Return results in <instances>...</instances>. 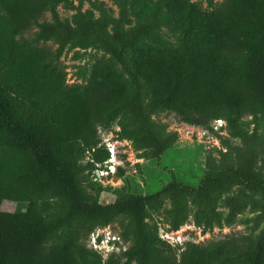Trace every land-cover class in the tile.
I'll return each mask as SVG.
<instances>
[{"label": "trees", "instance_id": "obj_1", "mask_svg": "<svg viewBox=\"0 0 264 264\" xmlns=\"http://www.w3.org/2000/svg\"><path fill=\"white\" fill-rule=\"evenodd\" d=\"M77 1L0 0V264H264V227L257 237L187 243L177 254L179 247L159 237L157 222L147 221L163 197L172 229L190 219L206 232L248 208L260 212L257 222L264 217L257 122L264 116V0H204L205 7L194 0H111L118 17L104 0ZM59 4L74 11L70 18H60ZM47 12L52 20L40 22ZM33 27L34 36L23 37ZM48 41L56 48L39 45ZM74 48L109 55L85 83L66 82L60 57ZM165 110L214 135L225 129L242 145L222 139L225 150L206 156L195 184L172 178L143 194L120 167L121 187L91 180L109 155L98 145L104 131L160 159L178 137L151 119ZM244 116L254 120L251 132ZM216 119L225 121L219 130ZM100 186L116 191L111 201L91 192ZM235 186L224 197L223 217L219 199ZM4 200L25 207L5 211ZM119 216V235L129 244L103 258L86 239Z\"/></svg>", "mask_w": 264, "mask_h": 264}, {"label": "rangeland", "instance_id": "obj_2", "mask_svg": "<svg viewBox=\"0 0 264 264\" xmlns=\"http://www.w3.org/2000/svg\"><path fill=\"white\" fill-rule=\"evenodd\" d=\"M104 1L113 15L118 17V8L116 5L111 0ZM194 1H200L202 7H205L204 0ZM215 1L219 2L221 0ZM77 3L78 1L74 0V4L76 5ZM89 7V3L83 1L82 8L85 10L89 9ZM57 11L61 19L70 18L74 12L67 9L62 4L57 6ZM95 14L97 15L96 12ZM43 20L51 21V14L49 12L45 13L42 18L39 19L40 22ZM37 30V27H33L25 32L23 37L32 38ZM162 32L163 36L169 42L172 41V44L175 43L176 38L174 35L166 31V29H163ZM39 45L48 46L51 49L56 48V45L52 41L39 43ZM108 58L109 55L100 49H66L60 57V62L66 72V82L68 84L85 83L94 64L99 60H106ZM149 99L150 97L145 94L146 103ZM151 119L158 125L164 126L167 134L173 133L174 131L178 134L177 140L172 147L169 148L160 159L153 160L143 156V151L134 148L129 141H122L126 149L123 146H119L118 148L119 153H124L121 154V162L124 166L121 168L129 178H132V187L138 189L143 194L159 191L163 185L172 178H177L185 183H197L205 172L206 156L212 154L215 158H219V151L225 150L222 144V139L224 138L228 139L232 145H242L238 138L232 137L225 129L219 131L218 135H214L210 132L202 134L200 130L196 129L198 127L181 122L174 112L168 110L156 112L152 115ZM241 121L243 126L251 132L255 124L252 116H244ZM257 122L258 133L262 135L264 134V116H258ZM116 124L117 120L112 124L111 129H114ZM112 184L121 187L123 181L122 179L116 178L113 179ZM237 189L238 186H235L228 193L221 195L218 209L223 217H225L228 212L223 204L224 197L234 194ZM91 190L101 203L111 201L116 192L115 190H110L101 186L94 189L92 188ZM24 207V203H17L14 201L4 200L1 203V208L5 211H15L23 209ZM169 208V199L163 197L162 206L156 211L149 212V218L147 219L148 223L151 225L156 222L161 225L169 224L167 217ZM190 211L192 212V207H190ZM259 214L260 212L248 208L238 214L234 222L230 224H216L207 234L198 236V238L195 237L196 240L194 242L198 245H205L211 241H216L228 236L252 235L253 237H257L260 230L264 227V217L261 221L257 222ZM189 221L191 220L189 219ZM124 222L125 219L123 216L117 217L112 223L108 224L109 227L105 228L103 232L104 236L107 235L111 237L113 234L114 236L119 235ZM128 244L129 242L121 244L119 249H125ZM180 251L181 250H177V254ZM105 257H107V255H103V258Z\"/></svg>", "mask_w": 264, "mask_h": 264}, {"label": "built area", "instance_id": "obj_3", "mask_svg": "<svg viewBox=\"0 0 264 264\" xmlns=\"http://www.w3.org/2000/svg\"><path fill=\"white\" fill-rule=\"evenodd\" d=\"M224 125L225 121L222 119H216L212 124L215 130H219V128L223 127ZM196 129L200 130L202 134L207 133V131L201 127ZM122 141L127 140H119L115 137V134L112 131L101 132L100 142L98 145L104 146L108 150L109 155L103 164H96V168L90 174L92 181H97L103 185H113V179L119 178L117 176V172L119 167H124L123 163L121 162V154L124 153H119L118 148L119 146H123L126 149V146L122 143ZM87 159L89 158L87 157L86 160ZM119 179L121 180V178ZM106 227H109V225L94 228L89 233L87 238L88 247L96 250L102 256L108 255L112 251H118L119 246L123 244V241L119 235L114 236L113 234L111 237L107 235L104 236L103 232L105 231ZM157 227L159 237L172 247H179V250H182L188 242L196 243L194 242L196 240L195 237L198 238V236L208 233V231L205 233L202 232V229L197 227L192 221L185 222L178 229H172L168 224H158ZM113 239H116L121 244L117 246L114 242H112Z\"/></svg>", "mask_w": 264, "mask_h": 264}, {"label": "clouds", "instance_id": "obj_4", "mask_svg": "<svg viewBox=\"0 0 264 264\" xmlns=\"http://www.w3.org/2000/svg\"><path fill=\"white\" fill-rule=\"evenodd\" d=\"M113 240H116V239H113Z\"/></svg>", "mask_w": 264, "mask_h": 264}]
</instances>
